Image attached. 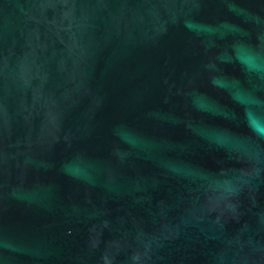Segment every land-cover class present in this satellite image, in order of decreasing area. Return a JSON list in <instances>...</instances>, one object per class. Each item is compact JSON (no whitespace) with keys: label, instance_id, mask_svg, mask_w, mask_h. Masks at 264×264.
Returning a JSON list of instances; mask_svg holds the SVG:
<instances>
[{"label":"water","instance_id":"obj_1","mask_svg":"<svg viewBox=\"0 0 264 264\" xmlns=\"http://www.w3.org/2000/svg\"><path fill=\"white\" fill-rule=\"evenodd\" d=\"M0 264H264V0H0Z\"/></svg>","mask_w":264,"mask_h":264}]
</instances>
